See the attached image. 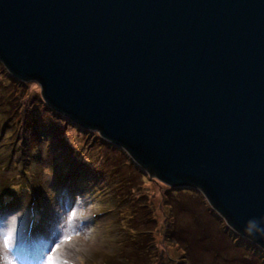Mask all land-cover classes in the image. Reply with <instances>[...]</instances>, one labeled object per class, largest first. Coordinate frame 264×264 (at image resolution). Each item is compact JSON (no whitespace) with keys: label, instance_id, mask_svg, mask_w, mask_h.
I'll return each mask as SVG.
<instances>
[{"label":"water","instance_id":"water-1","mask_svg":"<svg viewBox=\"0 0 264 264\" xmlns=\"http://www.w3.org/2000/svg\"><path fill=\"white\" fill-rule=\"evenodd\" d=\"M0 63L264 251V0H0Z\"/></svg>","mask_w":264,"mask_h":264},{"label":"rangeland","instance_id":"rangeland-1","mask_svg":"<svg viewBox=\"0 0 264 264\" xmlns=\"http://www.w3.org/2000/svg\"><path fill=\"white\" fill-rule=\"evenodd\" d=\"M0 253L15 264H264V251L229 229L201 194L150 178L1 63Z\"/></svg>","mask_w":264,"mask_h":264},{"label":"trees","instance_id":"trees-1","mask_svg":"<svg viewBox=\"0 0 264 264\" xmlns=\"http://www.w3.org/2000/svg\"><path fill=\"white\" fill-rule=\"evenodd\" d=\"M9 103V102H8ZM6 117V116H5ZM5 120H7V119H5ZM4 120V126L6 127V124H7V122ZM6 122V123H5ZM2 123V124H3ZM4 127V128H5ZM31 129H32V131H30V133L32 134V136H34V133H36L38 130L36 129V127H31ZM2 130H3V128H1V132H2ZM27 131H29V130H27ZM25 145V144H24ZM31 147H33V144L31 145V146H29V145H26V148L27 149H30ZM13 150H15V149H13ZM13 150H11V151H13ZM123 156V155H122ZM123 158V157H122ZM8 160V168H9V166H11L12 164H13V162L11 161V159H7ZM133 168L135 169V171L137 172V173H139V171H137V169L133 166ZM183 193H188V192H183ZM189 194V193H188ZM180 195H182V194H180ZM175 197V196H174ZM173 197V198H174ZM177 197V196H176ZM172 198V199H173ZM175 204H176V202L173 200V205H171L170 206V210H173V207L175 206ZM218 242H223L224 244H225V246H223V249H225V251H232V250H235V249H233L234 247L232 246V244L231 243H229V241L228 242H224V241H219V240H217V242H216V244H217V246H218V248L219 249H221V245H220V243H218ZM119 260V259H118ZM120 261V260H119ZM124 261V260H123ZM110 262V261H109ZM126 262V261H125ZM192 264V263H191Z\"/></svg>","mask_w":264,"mask_h":264},{"label":"snow or ice","instance_id":"snow-or-ice-1","mask_svg":"<svg viewBox=\"0 0 264 264\" xmlns=\"http://www.w3.org/2000/svg\"><path fill=\"white\" fill-rule=\"evenodd\" d=\"M71 238L68 237L65 239V243H70ZM7 243V242H6ZM58 245H54L52 248L49 250V256H51L52 252H55L58 250ZM50 264H66V261H60V260H55V259H50Z\"/></svg>","mask_w":264,"mask_h":264},{"label":"clouds","instance_id":"clouds-1","mask_svg":"<svg viewBox=\"0 0 264 264\" xmlns=\"http://www.w3.org/2000/svg\"><path fill=\"white\" fill-rule=\"evenodd\" d=\"M261 231L264 232V230ZM0 264H15V262L6 253H0Z\"/></svg>","mask_w":264,"mask_h":264},{"label":"bare ground","instance_id":"bare-ground-1","mask_svg":"<svg viewBox=\"0 0 264 264\" xmlns=\"http://www.w3.org/2000/svg\"><path fill=\"white\" fill-rule=\"evenodd\" d=\"M69 207H70L69 205H64V206H63V211L67 212L66 210H67ZM72 209H74V208H72Z\"/></svg>","mask_w":264,"mask_h":264}]
</instances>
